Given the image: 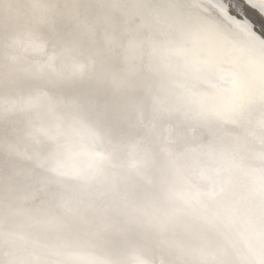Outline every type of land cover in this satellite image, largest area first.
Masks as SVG:
<instances>
[{"label":"bare ground","instance_id":"obj_1","mask_svg":"<svg viewBox=\"0 0 264 264\" xmlns=\"http://www.w3.org/2000/svg\"><path fill=\"white\" fill-rule=\"evenodd\" d=\"M189 6L0 0V264H264V114Z\"/></svg>","mask_w":264,"mask_h":264},{"label":"water","instance_id":"obj_2","mask_svg":"<svg viewBox=\"0 0 264 264\" xmlns=\"http://www.w3.org/2000/svg\"><path fill=\"white\" fill-rule=\"evenodd\" d=\"M185 1L192 8L185 24L186 52L205 57L216 68L219 83L225 82L239 99L260 106L264 114V0ZM163 51L181 54L184 45L173 43Z\"/></svg>","mask_w":264,"mask_h":264}]
</instances>
